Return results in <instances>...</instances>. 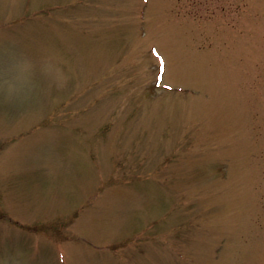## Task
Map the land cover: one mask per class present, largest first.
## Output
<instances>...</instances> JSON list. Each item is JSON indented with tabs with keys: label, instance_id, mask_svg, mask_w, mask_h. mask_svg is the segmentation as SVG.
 Returning <instances> with one entry per match:
<instances>
[{
	"label": "rangeland",
	"instance_id": "1",
	"mask_svg": "<svg viewBox=\"0 0 264 264\" xmlns=\"http://www.w3.org/2000/svg\"><path fill=\"white\" fill-rule=\"evenodd\" d=\"M0 264H264V0H0Z\"/></svg>",
	"mask_w": 264,
	"mask_h": 264
}]
</instances>
